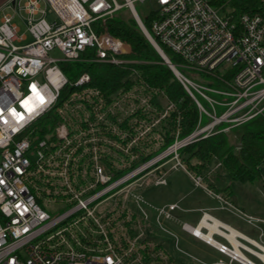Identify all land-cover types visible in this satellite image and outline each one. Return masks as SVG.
<instances>
[{"label": "built area", "instance_id": "obj_1", "mask_svg": "<svg viewBox=\"0 0 264 264\" xmlns=\"http://www.w3.org/2000/svg\"><path fill=\"white\" fill-rule=\"evenodd\" d=\"M134 1L146 0H44L60 21L49 24L43 17L32 18L40 12L39 5L26 0L23 9L29 15L27 30L33 40L25 45L14 43L25 37L17 35L12 16L0 17V264H148L134 257L133 247L115 246L109 222L95 214L107 196L120 190L121 180L133 179L147 168L120 180L111 156L104 154L115 149V103L87 88L56 107L60 91L68 84L60 62L84 59L115 66L131 62L122 57L130 53L129 44L105 26L117 10L128 9L195 101L199 114L208 119L205 124L198 121L181 145L229 132L256 117L264 119V0H227L221 6L209 0H149L154 4L148 13L152 15L149 31ZM164 48L177 58V65ZM55 50L60 57L50 56ZM219 69L223 77L218 76ZM89 82L88 74H83L73 86ZM148 99L149 95L142 96L140 102L146 106ZM165 108L168 112L172 104ZM220 108L224 110L218 114ZM50 111L74 115L72 130L60 121L50 135L38 139L33 125ZM193 182L200 185V177ZM40 193L50 202L64 199L75 204L50 217L37 203ZM177 208L171 204L156 211L170 218L167 212ZM206 215L202 213L196 226L183 223L181 228L197 238L192 230ZM252 221L246 217V222ZM217 228L214 232L227 244L201 239L228 259L214 264H258L244 253L264 264L259 256L264 254L262 246L250 248L241 243L238 233L231 235L221 225ZM199 229L209 233L205 226Z\"/></svg>", "mask_w": 264, "mask_h": 264}, {"label": "rangeland", "instance_id": "obj_2", "mask_svg": "<svg viewBox=\"0 0 264 264\" xmlns=\"http://www.w3.org/2000/svg\"><path fill=\"white\" fill-rule=\"evenodd\" d=\"M25 1L26 0L17 1L14 7L10 5L9 8H6V6L0 8V17L2 15L12 16V20L18 28L17 35H26L24 41L21 43L14 42L16 45H25L33 40L27 30L28 25L26 19L29 15L26 14L23 9ZM36 1L39 5L40 12L33 15V19L36 20L43 17L49 24L55 22L60 23L57 16L52 12L44 0ZM116 1L122 3V0ZM153 5L154 4L149 0H146L144 3L134 1V8L139 17L148 15ZM50 56L54 58L60 57V52L55 50L50 53ZM125 60L127 61V59ZM132 64L135 63L133 61L127 63V65ZM216 71H218V76L223 77L224 73H222V69ZM203 80L207 79L203 78ZM142 96L141 89L135 87L126 97L123 96L114 101L116 123H121L124 118L133 115L138 107L145 105V103L140 102ZM135 97L138 102L133 100ZM157 102L164 110L160 112V114H155L152 122L145 123L142 119L139 120V118L135 117L130 121L131 134H129L127 130L117 129V126H115L116 139L120 140L115 142L114 150L107 151L104 149L106 150L104 154L111 156L112 163H114L113 165L117 166L119 171L128 168L130 164L135 161L136 157L139 155L138 153H134L135 148H138L139 152L147 154L151 150H157L161 146L162 141L157 132L150 133L151 130H156V124L167 115L165 111V99L158 96ZM147 105L146 108L149 109ZM223 110L224 109L221 108L218 109V114ZM152 111L155 112L156 110L152 108ZM135 123H138L139 126L135 127ZM36 138H38V134H36ZM125 138L129 141L123 144L121 141L125 140ZM184 139L185 138L178 140V138H176L174 143L166 147L164 151L152 156L148 161L135 166L134 169L120 174V177L123 179L126 175L135 173L139 171L141 167L147 166V168L140 173H135L136 175L132 177L133 179L130 178L126 181L120 178V190L113 196H107L106 199L103 200L104 202L96 207L95 214L109 222V227L107 228H109L111 233L113 244L123 248L127 246L129 248L133 247L132 254L134 257H137L144 263L211 264L214 261H218V258L228 263V259L215 254L206 244L202 243L199 239H195L181 229V225L183 222H186L193 227L201 214L200 211L198 212L191 209L218 204L217 199L213 196V192L222 194V192L228 190L230 191V193L228 192V196H230L228 197L230 198L229 201H233L234 204L241 206L245 213H253L255 215L256 213L264 214V190L262 182V180H264V163L261 164L263 167L262 179L253 183H240L230 180L224 168L221 167V164L215 158H211L202 172L194 175L185 167L182 160L183 157L176 153L180 148L174 151L170 150L173 145L183 144ZM190 143L192 142H187L185 145ZM215 165L218 167L214 168ZM155 168L167 172L165 178L166 185L154 186V177L149 175V173ZM197 176L200 177L201 186H197L192 180ZM212 180H214V182L211 183L210 181ZM156 181L157 183L163 181L161 184H164V180L162 179L157 178ZM210 184L213 186L211 185L210 187ZM215 187L220 190H215ZM208 189L211 194L207 192ZM181 193L185 197L182 202L178 203L177 209L167 212L170 218L157 215L156 208H161L164 203L176 202ZM37 197V203H39L44 211L49 213L50 217H56L75 204L74 201L66 202L64 199L53 202L47 201L43 193L38 194ZM223 207H225L223 210H228L229 205L225 206L224 204ZM123 212H125L124 215H122ZM210 213L218 217L220 215L222 219L225 220H228L226 217L230 216L226 211H212ZM75 218L77 217L75 216L74 219ZM258 225H263L264 227V224L259 223ZM202 232L205 233L204 230H202ZM213 238L217 240L216 236H213ZM143 254L146 255V261L142 259ZM244 254L254 262L261 264L247 253Z\"/></svg>", "mask_w": 264, "mask_h": 264}, {"label": "trees", "instance_id": "obj_3", "mask_svg": "<svg viewBox=\"0 0 264 264\" xmlns=\"http://www.w3.org/2000/svg\"><path fill=\"white\" fill-rule=\"evenodd\" d=\"M209 1L214 6H221L227 2V0ZM151 16V14H148L145 17H141L142 23L148 31ZM105 26L108 32L115 38L117 37L129 44L131 48L130 53L122 57L133 61L135 64L115 66L85 61L84 59L71 63L60 62L58 65H60V69L66 80H68V84L60 91L56 107L62 105L72 93L80 92L87 88L97 90L106 102H114L118 98L131 93L135 87H138L141 89L143 96L149 95L147 102L149 109L146 106H140L134 111L133 115L124 118L119 124L116 123V116L113 119L117 129L127 130L131 134L130 121L132 119L137 117L139 120L142 119L145 123H149L152 122L155 114H160L164 110L157 102L158 96L165 99L166 105L172 104V109L156 124V130H151L150 132H157L162 141L161 146L157 150H151L147 154L141 153L138 151V148H135L134 153L139 154L135 161L128 168L123 169V171H119L118 168L116 169V178H120V174L134 169L135 166L148 161L152 156L164 151L166 147L174 143L176 138L180 140L192 134L199 122L205 124L208 119L206 116L199 114L195 101L186 92L168 65L161 59L157 50L152 46L127 8H122L113 13L107 19ZM164 51L170 61L177 65V58L168 49L164 48ZM181 72L188 74L184 69H181ZM83 74H88L90 82L79 88L74 87L73 83ZM193 94L202 105H205V101L196 92H193ZM133 100L138 102L136 97ZM151 107L156 111L153 112ZM74 120V115L70 116L66 114L63 116L56 111H50L35 122L33 126L36 128V132L33 136L38 134V139H43L54 131L55 125L60 121H64L71 129V124ZM135 124V127L139 126L138 123ZM221 128L223 127H218V129ZM112 138L115 142L120 140L116 139L115 133L112 135ZM128 141L125 138L121 142L126 144ZM176 153L183 157L182 160L185 167L194 175L202 172L211 158H215L219 161L221 167L224 168L230 180L240 183H253L262 179L263 167L261 164L264 163V119L256 117V119L243 123L240 126L233 127L229 132H218L206 138L197 139L190 144L180 147ZM106 164L110 168L111 164L108 158ZM262 182L264 190V180ZM142 259L144 261L147 260L145 254L142 255Z\"/></svg>", "mask_w": 264, "mask_h": 264}, {"label": "crops", "instance_id": "obj_4", "mask_svg": "<svg viewBox=\"0 0 264 264\" xmlns=\"http://www.w3.org/2000/svg\"><path fill=\"white\" fill-rule=\"evenodd\" d=\"M17 1H19V0H0V8L5 7V6H6V8L7 7L9 8L10 5H12V7H13V6H15V3H17ZM24 37H26V35H24ZM215 167H218V166L215 165L214 168ZM149 175L154 177V180H153L154 186H164V185H166V179L165 178H166L167 172H163V171L159 170V168H155L154 170L150 171ZM157 178L164 180V184L157 183V181H156ZM210 182L212 183V182H214V180H212ZM211 185L212 184H210V187H211ZM197 186H201V183H200V185H197ZM215 190L218 191L220 189H217L215 187ZM207 192L209 194H211L209 189L207 190ZM226 192H222V194H219L217 192H213V196H214V198L217 199L218 204H215V205L212 204L211 206H207V207H199L197 209H191V210H195V211H198V212L200 211V214H201L197 218V221H196L194 226H196L197 223L199 222V220H200V218L202 216V213H205L208 216H210L212 219L213 218L216 219L219 223H221L226 228H229V229L231 228L233 230H236V232L240 235L239 239H240L241 243H243V244L245 243L250 248H257V246H262L264 248V227H263V225L262 226L258 225L259 223L264 224V214L256 213V215H255L253 213L252 214L245 213L241 206H239L238 204L237 205L234 204L233 201L232 202L229 201L230 198H228V197H230V196H228V194L230 193V191L228 190ZM184 197L185 196L181 193L178 196V198H177L178 200L176 202H170V203H166V204L164 203L162 205V207H165L166 205H171V204H176L177 207H178V203L182 202ZM224 204H225V206L229 205L230 208L228 207V210H223L225 208V207H223ZM212 211L213 212L226 211L227 213L230 214V216L226 217V218H228V220H225V219H222V217L220 215L218 217V216H216L213 213L211 214L210 212H212ZM246 217H251L252 220H254V221H252L251 224H250V223L246 222ZM183 223H186V222H183ZM186 224H188V223H186ZM184 231L186 233H188L186 230H184ZM213 236L217 237V240L215 239L216 241L224 243V244H227L225 239L223 237H221L219 234H216L215 232H213L212 233V239H214ZM195 239H197V238H195ZM199 240L202 243H204L201 239H199ZM206 246H208L212 251H214L215 254H217V255H219L221 257V255L214 248H212L208 244H206ZM219 260H223V259L218 258V261ZM218 261H214L211 264H214L215 262H218Z\"/></svg>", "mask_w": 264, "mask_h": 264}, {"label": "bare ground", "instance_id": "obj_5", "mask_svg": "<svg viewBox=\"0 0 264 264\" xmlns=\"http://www.w3.org/2000/svg\"><path fill=\"white\" fill-rule=\"evenodd\" d=\"M180 146H182V145L181 144L180 145L177 144L176 146L172 147L170 150L174 151L177 148H180ZM205 219H211L213 221V223L212 224H208L205 221ZM205 219L202 221V223H200V225L198 226V228H193L192 232H194V234H195L194 236H196L197 238L203 239L204 241H207L208 243L213 244V239L211 237L212 233L214 231L219 230L217 228V226H220V225L223 226V225L221 223H219L216 219L210 218V216H208V215L205 216ZM200 226L207 227L209 229V233H203L202 231H200V229H199ZM230 230H231V235L237 234L236 230H233L231 228H230ZM232 243H234L235 245H237V243L235 241H233V240H232ZM236 254L238 256L242 257L241 253L238 250H236ZM259 256L262 259H264V254H259Z\"/></svg>", "mask_w": 264, "mask_h": 264}, {"label": "water", "instance_id": "obj_6", "mask_svg": "<svg viewBox=\"0 0 264 264\" xmlns=\"http://www.w3.org/2000/svg\"><path fill=\"white\" fill-rule=\"evenodd\" d=\"M180 144H181V143H180ZM180 144H179V145H180ZM176 145H177V144H176ZM176 145H173V147L176 146ZM177 149H178V148H177ZM177 149H176V150H177Z\"/></svg>", "mask_w": 264, "mask_h": 264}]
</instances>
